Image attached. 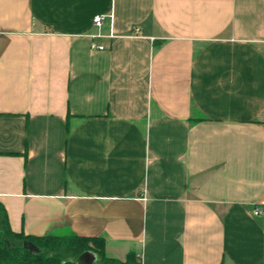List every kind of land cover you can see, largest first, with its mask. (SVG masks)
<instances>
[{
    "label": "crops",
    "instance_id": "crops-1",
    "mask_svg": "<svg viewBox=\"0 0 264 264\" xmlns=\"http://www.w3.org/2000/svg\"><path fill=\"white\" fill-rule=\"evenodd\" d=\"M262 200L264 0H0L14 233L103 238L121 262L264 264Z\"/></svg>",
    "mask_w": 264,
    "mask_h": 264
},
{
    "label": "trees",
    "instance_id": "trees-1",
    "mask_svg": "<svg viewBox=\"0 0 264 264\" xmlns=\"http://www.w3.org/2000/svg\"><path fill=\"white\" fill-rule=\"evenodd\" d=\"M93 252L102 264H141L135 255L125 262L105 256L103 238L26 236L14 233L0 205V264H78V258Z\"/></svg>",
    "mask_w": 264,
    "mask_h": 264
},
{
    "label": "built area",
    "instance_id": "built-area-1",
    "mask_svg": "<svg viewBox=\"0 0 264 264\" xmlns=\"http://www.w3.org/2000/svg\"><path fill=\"white\" fill-rule=\"evenodd\" d=\"M108 16L105 15H97L93 19V25L96 27H101L107 20ZM92 49H97L103 51L105 48L103 46H97L95 44L92 45ZM253 216L256 218H264V200L258 202L254 205Z\"/></svg>",
    "mask_w": 264,
    "mask_h": 264
},
{
    "label": "rangeland",
    "instance_id": "rangeland-1",
    "mask_svg": "<svg viewBox=\"0 0 264 264\" xmlns=\"http://www.w3.org/2000/svg\"><path fill=\"white\" fill-rule=\"evenodd\" d=\"M78 262V261H77ZM80 264H88V263H83V262H80ZM95 264H102L101 262L97 261Z\"/></svg>",
    "mask_w": 264,
    "mask_h": 264
}]
</instances>
